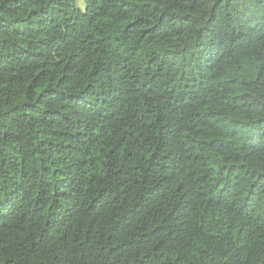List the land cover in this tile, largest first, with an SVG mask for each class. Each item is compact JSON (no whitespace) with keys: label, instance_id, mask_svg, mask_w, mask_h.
<instances>
[{"label":"trees","instance_id":"1","mask_svg":"<svg viewBox=\"0 0 264 264\" xmlns=\"http://www.w3.org/2000/svg\"><path fill=\"white\" fill-rule=\"evenodd\" d=\"M0 264H264V0H0Z\"/></svg>","mask_w":264,"mask_h":264}]
</instances>
